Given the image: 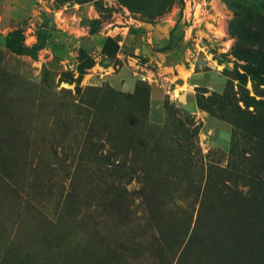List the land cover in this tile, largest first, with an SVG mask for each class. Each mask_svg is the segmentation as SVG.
I'll use <instances>...</instances> for the list:
<instances>
[{
	"label": "rangeland",
	"instance_id": "374dc122",
	"mask_svg": "<svg viewBox=\"0 0 264 264\" xmlns=\"http://www.w3.org/2000/svg\"><path fill=\"white\" fill-rule=\"evenodd\" d=\"M0 264H264V0H0Z\"/></svg>",
	"mask_w": 264,
	"mask_h": 264
},
{
	"label": "trees",
	"instance_id": "16d2710c",
	"mask_svg": "<svg viewBox=\"0 0 264 264\" xmlns=\"http://www.w3.org/2000/svg\"><path fill=\"white\" fill-rule=\"evenodd\" d=\"M36 40L30 44H25V33L24 30L18 28L16 30L10 31L4 40L5 45L12 52L26 55L32 58H36L38 53L47 46L49 38H50V30L48 26L43 25L37 28L35 32ZM111 39V38H108ZM81 73L84 72L81 69L79 70Z\"/></svg>",
	"mask_w": 264,
	"mask_h": 264
}]
</instances>
